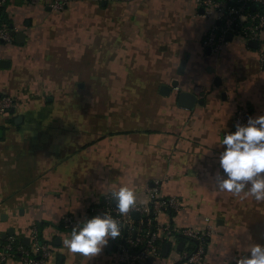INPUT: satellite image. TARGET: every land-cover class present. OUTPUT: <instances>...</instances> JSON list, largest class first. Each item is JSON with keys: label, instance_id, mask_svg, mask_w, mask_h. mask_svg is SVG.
<instances>
[{"label": "crops", "instance_id": "0c3cea01", "mask_svg": "<svg viewBox=\"0 0 264 264\" xmlns=\"http://www.w3.org/2000/svg\"><path fill=\"white\" fill-rule=\"evenodd\" d=\"M49 1L5 9L13 41L0 45V94L18 108L0 116V242L32 245L37 227L53 247L46 264H125L109 243L69 253L61 222L106 207L113 185L146 205L158 184L180 207L160 223L213 230L204 264H235L245 245L264 244V201L221 191L210 175L222 172L220 141L239 105L264 114V32L257 48L236 37L217 55L203 45L215 20L193 0H69L62 12ZM182 92L196 97L191 108ZM161 248L144 264H181L195 243L177 236Z\"/></svg>", "mask_w": 264, "mask_h": 264}, {"label": "built area", "instance_id": "2783aa9c", "mask_svg": "<svg viewBox=\"0 0 264 264\" xmlns=\"http://www.w3.org/2000/svg\"><path fill=\"white\" fill-rule=\"evenodd\" d=\"M9 0H0V45L13 41L12 30L2 16ZM36 4L41 0H29ZM204 15L214 18L215 22L203 39V45L213 54H219L228 44L229 35L240 38L245 43L250 41L261 42L264 32V0H193ZM69 0H50L49 6L54 12L66 9ZM264 59V54L262 55ZM18 108L16 97L0 94V116L10 115ZM251 115L250 110L239 105L236 110L233 127L238 123H246ZM224 135V134H223ZM149 203L136 205L135 210L120 215L114 206L109 204L104 208H91L83 214L81 219L110 211L122 221L124 227L121 236L109 239V244L115 248L119 259L125 264H144L149 258H158L164 241H173L177 236H183L195 243L193 251H181L178 261L181 264H204L207 243L212 235V229L198 231L191 228L180 229L172 224L160 223V215L164 212H177L179 202L177 198H163L160 195L158 184L148 189ZM137 215L138 217H136ZM80 221L72 215L62 220L64 230L71 231L72 227ZM29 239L32 245L25 246L22 239L9 237L0 242V263L8 260H20L23 264H46L53 254V247L40 239L37 227L29 230Z\"/></svg>", "mask_w": 264, "mask_h": 264}, {"label": "clouds", "instance_id": "9594fccd", "mask_svg": "<svg viewBox=\"0 0 264 264\" xmlns=\"http://www.w3.org/2000/svg\"><path fill=\"white\" fill-rule=\"evenodd\" d=\"M219 155L222 172L212 173L219 190L239 195H251L256 201H264V114L249 116L246 123H238L234 131H226ZM108 195L120 215L135 210L138 193L127 184L113 185ZM124 225L110 211L78 221L70 236L62 239L64 248L72 254L91 257L100 253L109 239L121 236ZM247 239H251L249 234ZM248 255H239L235 264H264V244L245 245ZM226 255V254H225ZM227 264H232L227 260Z\"/></svg>", "mask_w": 264, "mask_h": 264}, {"label": "water", "instance_id": "95a60500", "mask_svg": "<svg viewBox=\"0 0 264 264\" xmlns=\"http://www.w3.org/2000/svg\"><path fill=\"white\" fill-rule=\"evenodd\" d=\"M231 38H232V36L229 35V39H231ZM249 45L254 46V47L257 48L258 43L255 42V41H250V42H249ZM184 65H185V63L182 64L183 67H184ZM163 89H164V88H163ZM180 99H181V104H182L183 106L188 107V108H191V107H192V104L195 103V101H196V97H195V96H193V95H191V94H189V93H186V92H182V93L180 94ZM12 112H13V111H12ZM113 203H114V202H113ZM135 216L138 217L137 215H135ZM12 235H13V234H12ZM168 246H169V245L167 244V247H168ZM153 260H154V258H149L147 261H148V262H153Z\"/></svg>", "mask_w": 264, "mask_h": 264}, {"label": "trees", "instance_id": "16d2710c", "mask_svg": "<svg viewBox=\"0 0 264 264\" xmlns=\"http://www.w3.org/2000/svg\"><path fill=\"white\" fill-rule=\"evenodd\" d=\"M2 18H3V20H5L7 23H8V25L10 26V22L7 20V18H6V14H4L3 16H2ZM63 228V227H62Z\"/></svg>", "mask_w": 264, "mask_h": 264}]
</instances>
